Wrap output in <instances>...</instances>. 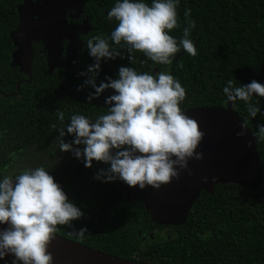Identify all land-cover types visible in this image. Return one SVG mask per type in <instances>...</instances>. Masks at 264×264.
Instances as JSON below:
<instances>
[{"label":"trees","instance_id":"obj_1","mask_svg":"<svg viewBox=\"0 0 264 264\" xmlns=\"http://www.w3.org/2000/svg\"><path fill=\"white\" fill-rule=\"evenodd\" d=\"M117 2L85 0L77 16L65 17L68 23L85 21L88 25L84 34H77L80 48L67 68L47 73L45 52L33 41L27 81L26 75L10 65L14 47L9 33L16 26V7L21 0H0V178L44 167L84 213L72 222L73 227L58 226L55 235L106 255L142 264H264V139L256 138L257 124H264V98H252V104L261 109L255 118L243 101L231 102V109L247 121L256 141L261 168L258 188L250 191L234 184H216L212 194L200 191L184 223L178 226L152 223L134 195L117 201L118 180L95 178L107 165L93 161L87 168L82 158L60 151L59 129L66 131L72 115L94 121L108 113L105 100L114 90L106 89L108 93L89 103L88 94L94 89L90 85L77 89L87 79L80 73L94 64L87 41L103 36L110 46L118 47L110 39L118 22L107 19ZM142 2L151 5V0ZM186 9L196 22L190 35L197 48L195 57L181 49L168 66L148 61L137 51L131 54L130 63L127 51L119 48L124 58L103 61L96 84L107 82L106 77L116 79L122 66L133 67L138 73L168 72L186 89L182 111L226 107L223 88L228 80L236 87L252 80L264 84V0H180L177 13L181 26L169 33L178 41L186 26ZM57 110L64 112L63 122ZM64 139L71 142L74 137L66 134ZM85 227L83 238L74 234Z\"/></svg>","mask_w":264,"mask_h":264},{"label":"clouds","instance_id":"obj_2","mask_svg":"<svg viewBox=\"0 0 264 264\" xmlns=\"http://www.w3.org/2000/svg\"><path fill=\"white\" fill-rule=\"evenodd\" d=\"M179 2L151 0L149 5L142 0H118L107 14L109 21L118 22L110 34L112 44L118 47L110 46L109 39L103 36L87 41L94 64L80 73L87 79L77 90L89 85L94 89L88 94L89 103L106 89L114 90V94L106 97L107 114L94 121L84 115H72L66 131L59 129L58 139L60 151L82 158L85 167L91 168L93 161L108 166L99 171L96 179L121 180L140 190L148 186L159 189L173 178L178 180L181 171L191 175L190 159H203L197 149L205 133L195 119L182 111L180 105L187 93L173 75L160 71L138 73L133 67L122 66L116 79L106 77L107 82L96 84L103 61L124 58L119 48L127 51L130 63L131 54L137 51L148 61L168 66L181 49L195 57L197 48L190 35L196 22L190 19V9L184 12L186 26L179 41L169 34L181 26ZM223 93L225 103L243 101L252 118L261 112L251 101L253 96L264 98V84L252 80L236 87L228 80ZM56 114L63 122L64 112L57 110ZM240 128L237 136L243 137L248 129L246 120ZM257 129L256 138L264 139V124H257ZM66 134L74 139L65 142ZM248 146H252L251 141ZM83 216L44 167L26 168L15 176L4 175L0 178V225L7 227L0 228V260L7 264L6 258L12 256L11 264H53L48 248L58 226L73 227L72 222ZM73 232L83 238L87 228Z\"/></svg>","mask_w":264,"mask_h":264},{"label":"water","instance_id":"obj_3","mask_svg":"<svg viewBox=\"0 0 264 264\" xmlns=\"http://www.w3.org/2000/svg\"><path fill=\"white\" fill-rule=\"evenodd\" d=\"M84 2L85 0H21L16 7V26L9 33L14 47L10 65L26 75L27 81L30 79L33 41H38L45 52L47 73L53 69L67 68L71 64L76 49L80 48L77 34H84L88 25L85 21L80 25L68 23L64 15L69 11L77 16ZM61 41L66 42L67 53L63 66L58 59L62 50ZM108 92L105 90L103 93ZM184 112L195 119L200 130L205 133L197 149V152L203 153V159H190L188 163L192 174L181 171L178 180L173 178L171 183L162 185L159 189L148 186L140 190L138 186L129 187L121 180L116 184L117 201L123 196L126 200L131 195L136 196L149 213L151 222L164 227L183 224L200 191L212 194L216 184H234L255 191L260 184L261 168L255 148L256 141L248 129L243 137L237 136L243 120L231 109V102L224 108L192 107ZM249 141L251 147L248 146ZM3 227L7 226L0 225V228ZM48 251L53 256V264H142L91 250L57 235ZM12 259V256H8L7 264H11Z\"/></svg>","mask_w":264,"mask_h":264},{"label":"flooded vegetation","instance_id":"obj_4","mask_svg":"<svg viewBox=\"0 0 264 264\" xmlns=\"http://www.w3.org/2000/svg\"><path fill=\"white\" fill-rule=\"evenodd\" d=\"M66 16H68L70 19L73 18V17H75L74 16V13L73 12H69V11H66L65 12L64 18ZM65 46H66V42L65 41H61V48H62V50H61V52H60V54L58 56V59L60 60L61 66H63L66 63V59H67V53H66V50H65ZM59 69H64V68L62 67V68H59Z\"/></svg>","mask_w":264,"mask_h":264}]
</instances>
